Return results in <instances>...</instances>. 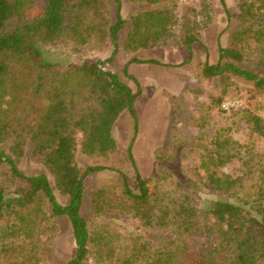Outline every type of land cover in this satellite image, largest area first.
<instances>
[{
  "label": "trees",
  "instance_id": "obj_1",
  "mask_svg": "<svg viewBox=\"0 0 264 264\" xmlns=\"http://www.w3.org/2000/svg\"><path fill=\"white\" fill-rule=\"evenodd\" d=\"M111 1L113 20L109 0H45L42 9L36 0H0V264H49L44 236L60 218L74 242L64 264H264V148L255 146L264 137V119L254 111H244L246 141L215 129L205 146L183 148L182 158L170 162L177 171L165 166L152 179L140 175L131 141L136 191L118 169L77 164L78 149L90 157L116 149L112 128L124 111L137 131L139 90L105 66L120 48L133 53L174 44L192 55V44L200 43L192 7L178 17L176 0H124L137 5L125 18L122 0ZM238 8L240 22L228 45H218L215 62L198 64L200 78L222 80L217 105L233 78L264 91V0H240ZM58 42L110 43L112 49L105 59L61 64L46 49ZM132 62L171 66L132 57L123 72L134 83ZM25 153L51 174L53 185L45 171L19 169ZM231 161L240 164L238 173L224 169ZM105 169L118 172L120 184L86 194L85 178ZM127 220L136 226L127 229Z\"/></svg>",
  "mask_w": 264,
  "mask_h": 264
},
{
  "label": "rangeland",
  "instance_id": "obj_2",
  "mask_svg": "<svg viewBox=\"0 0 264 264\" xmlns=\"http://www.w3.org/2000/svg\"><path fill=\"white\" fill-rule=\"evenodd\" d=\"M225 7L219 0H176L178 17L192 7L196 9V19L200 30V43L192 44V55L183 45L157 46L147 50L127 53L120 48L112 62L106 67L116 72L123 83H126L137 95L134 108L137 118V131L134 132V119L128 111H124L115 121L112 135L117 144L116 149L106 157H90L78 149L76 162L81 169L90 165H105L122 171L133 190H137L135 169L128 156V146L132 141L131 151L136 167L143 178L152 179L163 167L177 171L170 162L179 161V153L183 148L205 146L207 137L218 128L229 129L235 140L243 143L248 139V127L245 123L244 111L249 109L264 119V91L253 88L252 84L242 79L233 78L228 93L220 105L213 99L220 95L222 80L217 78H200L198 64L205 60L213 63L218 56V45L226 47L229 35L240 22L238 2L240 0H224ZM45 0H36V8L42 9ZM110 20L114 19L115 4L109 0ZM137 9L134 3L122 0L121 14L127 18ZM180 25L174 26V32H179ZM51 51L52 60L61 64L107 58L112 49L110 43L101 46H77L71 42H58L46 46ZM156 59L171 66L152 63L132 62L128 65V73L135 81L125 75L123 68L132 58ZM258 149L264 148V137L255 141ZM7 146H4L7 151ZM188 161L194 158L187 157ZM180 165V164H179ZM19 169L27 175H35L45 171L43 165L32 160L25 153L17 161ZM224 169L238 173L240 164L228 162ZM53 185L51 174L45 171ZM118 172L100 170L85 178L86 194L92 188L103 184H120ZM57 200L64 202L55 191ZM85 198L84 200H86ZM83 214H88L87 200L82 208ZM115 222H118L115 220ZM127 229L136 226L131 220L123 222ZM126 223V224H125ZM123 225V226H124ZM51 249L49 264H64L72 255L74 242L70 226L65 218H60L56 230L45 235Z\"/></svg>",
  "mask_w": 264,
  "mask_h": 264
}]
</instances>
